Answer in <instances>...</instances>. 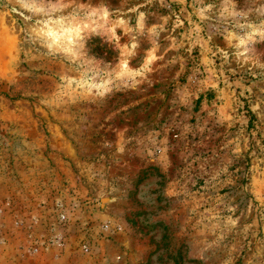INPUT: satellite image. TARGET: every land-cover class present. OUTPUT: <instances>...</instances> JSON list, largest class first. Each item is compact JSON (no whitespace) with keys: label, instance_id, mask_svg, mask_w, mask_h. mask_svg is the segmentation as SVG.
Returning <instances> with one entry per match:
<instances>
[{"label":"rangeland","instance_id":"374dc122","mask_svg":"<svg viewBox=\"0 0 264 264\" xmlns=\"http://www.w3.org/2000/svg\"><path fill=\"white\" fill-rule=\"evenodd\" d=\"M0 264H264V0H0Z\"/></svg>","mask_w":264,"mask_h":264}]
</instances>
